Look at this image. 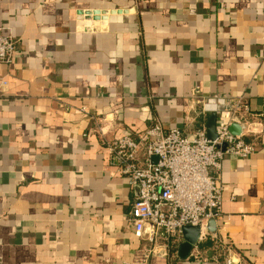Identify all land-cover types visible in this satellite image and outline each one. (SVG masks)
<instances>
[{
  "label": "crops",
  "instance_id": "0c3cea01",
  "mask_svg": "<svg viewBox=\"0 0 264 264\" xmlns=\"http://www.w3.org/2000/svg\"><path fill=\"white\" fill-rule=\"evenodd\" d=\"M0 28L18 41L0 66V264H136L138 190L108 145L207 132L216 98L248 108L233 124L256 153L224 159L215 231L148 264H264V0H0Z\"/></svg>",
  "mask_w": 264,
  "mask_h": 264
},
{
  "label": "built area",
  "instance_id": "2783aa9c",
  "mask_svg": "<svg viewBox=\"0 0 264 264\" xmlns=\"http://www.w3.org/2000/svg\"><path fill=\"white\" fill-rule=\"evenodd\" d=\"M17 53L18 41L0 28V66L11 65ZM0 85L7 83L0 79ZM224 101L228 118L217 120L215 141L208 139L206 130L186 135L156 124L135 138L123 137L108 145L113 165L138 190L130 222L135 238L145 246L136 264L165 257L171 245L184 240L183 230L188 227H198L199 242H204L208 223L222 217L224 159H248L256 153L255 146L242 140L222 148L229 142L237 114L248 112L240 101ZM141 149L146 152L145 168L138 165ZM227 254L226 264H239L231 250Z\"/></svg>",
  "mask_w": 264,
  "mask_h": 264
},
{
  "label": "water",
  "instance_id": "95a60500",
  "mask_svg": "<svg viewBox=\"0 0 264 264\" xmlns=\"http://www.w3.org/2000/svg\"><path fill=\"white\" fill-rule=\"evenodd\" d=\"M88 20H90V17H88ZM207 105L206 111L211 113L210 119L208 120L206 129L208 132V139L210 141H215L217 139V134H216V129H217V114L224 112V100L220 101H215L211 100ZM218 107H215V105ZM245 131V127L239 126L237 124H232L230 126L229 132V142L225 144L222 148L226 149L229 145L234 144L238 139H240ZM216 229V224L214 221H210L208 223L207 230L211 233H213ZM183 236L186 240V248L190 250L192 247L196 246L200 237V229L198 227L193 228V227H188L183 230Z\"/></svg>",
  "mask_w": 264,
  "mask_h": 264
}]
</instances>
